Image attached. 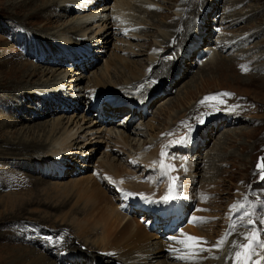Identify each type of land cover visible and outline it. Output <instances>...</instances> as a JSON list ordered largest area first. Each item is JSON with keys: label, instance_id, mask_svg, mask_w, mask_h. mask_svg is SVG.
<instances>
[{"label": "rangeland", "instance_id": "rangeland-1", "mask_svg": "<svg viewBox=\"0 0 264 264\" xmlns=\"http://www.w3.org/2000/svg\"><path fill=\"white\" fill-rule=\"evenodd\" d=\"M154 1L159 4L156 10L146 11L137 2L130 4L128 21L141 22L145 29L137 33L140 39L129 45L138 54L127 59L124 40L115 25L103 28L105 40L100 34L90 36L89 31L85 38L79 37L75 21L92 11L86 4L77 5L72 0H0L1 255L24 249L33 259L43 256L44 264H123L121 256L128 249L130 256L142 263L145 260L138 254L158 246L165 249V254L175 249L182 255H192L214 248L220 255L226 249L225 242L220 248L214 245L222 237L226 241L232 227L242 223L248 233L255 228L264 242V180L257 168L258 163H264V0ZM106 4L111 2L97 0V5L91 6L99 10ZM233 21L236 22L231 24ZM225 38L245 41L221 52L218 41ZM149 53L155 54L154 60L147 56ZM219 54L232 61L207 63L208 58ZM129 59L136 62L133 67L138 70L151 72L150 85L141 98L143 107L147 105L139 111L116 105L134 103L133 99L115 94L126 85L125 77L132 67ZM65 70V86L52 90L53 78ZM79 74L84 77L77 86L83 99L77 97L81 92L70 94L69 88L70 78ZM235 75L242 76L245 82H230ZM95 79L119 86L116 90L93 92V99L106 95L104 103L114 114L109 112L106 117H112V122L108 120L100 128L105 133L108 127L122 124L119 127L129 141L132 139V148L120 140V153L116 152L101 133L87 132L85 140L70 154L60 156L58 162V154H49L46 131L59 121L64 127L69 116L98 120L94 116L97 111L78 108L84 107L88 99L87 86L92 83L96 89ZM224 92L233 94L220 98L224 104L213 100L205 105L214 103L225 111H210L205 116L199 102L205 96ZM141 104L135 102L132 106ZM85 106L90 109V103ZM234 112L241 121L225 125L226 117L235 116ZM128 114L133 119L124 123ZM217 119L222 124L210 134ZM185 124L191 126L177 133ZM227 129L230 136L225 138L222 133ZM181 133L189 134L187 145L166 148L168 135L178 137ZM161 139L165 142L156 158H133L137 150H149L153 140ZM160 160L167 166L173 163L170 168L161 167ZM105 161L117 172L114 176L103 167ZM133 162L138 167L132 168ZM191 162H197V170L192 169L194 177L187 175V164ZM148 174L152 175L150 179ZM157 174L161 180L156 190L146 187ZM173 178L178 180L179 189L176 188V198L165 203L161 197ZM116 185L118 188L113 187ZM129 191L149 195L143 200L151 209L142 214V219L119 209L124 207L125 196L123 205L118 206L119 197L113 192L120 196ZM180 203L186 214L182 224L178 216L183 214ZM163 215L171 219L168 226L172 230L166 232L170 233L166 237L146 226ZM193 217L202 219L187 223ZM83 219L96 223L94 231L78 235L72 220ZM249 220L254 223L249 224ZM182 233L204 238L206 243L200 244L203 251L186 249L170 239H186ZM247 243L244 237L239 244ZM253 249L249 264H264V248L254 243ZM151 257L153 254L148 264ZM230 262L235 264V253Z\"/></svg>", "mask_w": 264, "mask_h": 264}, {"label": "bare ground", "instance_id": "bare-ground-1", "mask_svg": "<svg viewBox=\"0 0 264 264\" xmlns=\"http://www.w3.org/2000/svg\"><path fill=\"white\" fill-rule=\"evenodd\" d=\"M72 1L75 2V4H77V5L86 4V8L88 10H92L86 14L79 16L75 21L76 27H77L79 33H81V36L79 35V37L85 38V36H87L86 33H88V31H89L90 36H92L94 34H100V37L104 36L103 39L105 40V39H107V35L104 34L105 32L102 33L103 28H106L109 25H115L118 27V34L121 36L120 38H122L124 40V43H125L124 47L125 48L123 51L127 52V54L125 53V56H126L125 58H127V59L138 54V53H136L138 51L135 52V51L131 50L130 49L131 46H129V45H130V43H132L131 42L132 40L140 39V37L137 36V33L145 29L144 24H141V22L140 23H130L128 21L129 13L131 12V5H130L131 2L139 3L146 11L149 9L156 10L159 6V4L156 3L154 0H109V2H111V5L108 6L106 4L103 6V8H101L99 10H93V6H91V4L93 3V4L97 5V0H72ZM96 22H99V23L96 24ZM228 22H230V21H228ZM235 22L236 21H233L231 24H234ZM62 38H65V37L62 36ZM103 39H102V41H104ZM239 40L240 39H237L236 41L233 42V39H230V40H227L226 38L221 39L220 41H218L219 51L223 52V51H227V50H232V48H234L238 42L241 43L244 39L241 41H239ZM170 41H173V38ZM155 43H158V41H156ZM169 44H170V42H169ZM160 47H162V45ZM206 49L209 51L211 50L208 48H203V50H206ZM147 56L150 59L152 58L153 60L155 58V54H152V53H149V55H147ZM236 57H239V56H236ZM127 59H125V60H127ZM158 59H160V58H158ZM128 61H129L128 63H132V67L129 65L131 67V69H129V73H128L129 76L125 77L124 83H126V85L120 86L122 89H120V92H117L115 94L123 95L124 99H129V100L134 99V97L138 94H139V97L142 98L143 93L146 91V89L148 87V84L150 85L149 80L151 77V72L150 71L143 72L142 70H138V67H133V64H136V62L134 63L130 59ZM216 61L217 62L218 61L230 62L232 60L223 58L219 54L218 57H215L214 55H212L210 58H208L207 63L211 64V63L215 62V64H216ZM215 64H211V65H215ZM216 68H217V66H216ZM214 71H215V69H214ZM75 73L76 72H74V74ZM67 74H68V71L65 70L63 72H60L58 76L53 78V80H52L53 82L50 85L51 89L58 91L63 86H65V85H62V81L65 79H68L66 77ZM83 78L84 77L79 74L78 76L73 75L69 80V88L71 87L70 88L71 89L70 94H73V93L79 94V92H81V95L77 96L79 99L84 98V94L81 91V88L77 87L78 84L81 82V80H83ZM242 79H243L242 76L237 77V75H235L231 79L230 82L239 85V84H242L245 82V80H242ZM103 80L105 82L104 77H103ZM111 80H113V79H111ZM104 82H101V81L95 79L94 80L95 87H96L95 90H93V86H91L92 83H91V85L87 86L88 87L87 88L88 94L85 98L89 99V101H90L89 103H91L92 101H99L101 99V98L93 99V97H94L93 92H96V90L99 89L98 91H100V90H107V89H114V88L116 90L119 87V86H114L115 84L113 85V83H112V85H110V84H105ZM137 98L138 97H135V99H137ZM211 101L213 102V100H211ZM68 103H70V101H68ZM72 103H75V102H72ZM72 103H71V105H72ZM130 103H131L130 106L135 104V103H132V101H130ZM219 104H220V102H219ZM104 107H105V111L103 109ZM202 107L204 108L205 116H206V113H208L210 111H213V112L214 111H225V109H220L216 105L214 106V103H213V105L203 104L200 108H202ZM227 108H229V107H227ZM109 109H110L109 106L106 107V104L104 103L102 105V112L104 115H102V113H99V115L97 116L98 120L95 119L94 116H93L94 117L93 120L91 118L87 119L86 116L83 117L81 115L78 117L77 116H71V117L69 116L66 118L67 121H66L64 127H63L62 122H60V121L57 124L52 125L51 128L46 131L47 134H45V140H47L46 146L48 147V149H50L49 154H52V155L58 154V156H55V160H57L59 162L60 156H62L64 153L66 154V152H69V154H70L71 150L76 149V146L78 145V143L85 140V134L87 132H90V134H92V135L101 133V135L103 136V139L107 140L108 142H111L113 147L115 146L114 149L115 150L117 149L116 152H119L117 146L121 145L119 143L121 141L125 146L129 144L130 147L132 148V144H131L132 142H130V141H132V139L129 141V136H127L126 134L124 135V131H122L121 128L119 127L122 124L117 123L118 124L117 126H116V124H114L111 127H108L107 132H105V133H104V128L103 129L100 128L108 120H109V122H112V117H111V119L107 118V117H109V112L111 113V116L114 115L113 112L109 111ZM129 110H130V107H129ZM234 113H235V116L228 115L226 117L225 125H233L234 123H236V122L238 123L239 121H241V117H239V114H236V112H234ZM231 115H233V114H231ZM127 116L124 119H126ZM102 117H103V119H102ZM218 120H220V119H217L213 123V125L211 126L210 134H212L214 130L215 131L218 130V128L222 124L221 121H218ZM190 126H191L190 124L189 125L185 124L184 128H182V126H181L179 128V130L177 131V133L183 132L184 130H187V128ZM228 132H230L229 129H227L226 131H224L222 133L223 136H225V138L226 137L228 138V136H230V133H228ZM113 133L115 135H112ZM149 135H151V134H149ZM183 136H184V133L179 134L178 137L176 136V134H174V136L168 135V138L165 140L166 143L168 144L166 146V148L171 150V148H173L174 146H180L182 143H180L178 141ZM100 137L101 136L98 135L97 138H100ZM153 141H154V143L151 144L149 150H142V151L137 150L136 154L133 155V158L137 157V161L138 160L148 161V160L156 158L159 154V149L161 148L163 142H165V141L163 139H161L160 141L156 140V142H155V140H153ZM183 143H184L183 145H187L186 141H184ZM164 145H165V143H164ZM113 147H110V148L113 149ZM179 160H181V159H179ZM134 163L135 162L131 163L132 168L134 165H136V167H138V164H134ZM160 163L167 165V163H165L163 160H160ZM172 163L173 162H169V165H172ZM180 163H181V161H180ZM169 165H168V168H170ZM174 165H176L178 168L183 166L181 164H174ZM187 166H189V169L187 170V175L190 177H194V175H196V174H192V169L195 168V170H197V168H196L197 162L196 163L191 162V164H187ZM103 167L106 168L107 170H109L110 172H112L113 176L117 173L112 168V166L110 164L106 163V161H105V164L103 165ZM131 173H133V171ZM159 175H162V173H160ZM148 176L150 179V177L152 175L148 174ZM160 180H161V178H160V176L158 177V174H157V177L155 176V178L153 180H150L146 187H153V189L156 190V186L160 182ZM117 181L120 184H122V182L120 180H117ZM140 181L143 182L141 179H140ZM181 181H179V182H181ZM113 187L118 188V185L113 186ZM125 189H128V188H125ZM134 193H140V192H134ZM145 195L149 197L148 194H145ZM159 201H161V200L159 199ZM63 220L64 219H62L61 221H63ZM73 222L77 224V228L75 231H76V233H78V235L79 234L86 235V233H88V234L92 233V231H94V226L96 224V223L90 224L87 222V220L85 221L84 219L82 221H78V222L75 220H72V223ZM61 224H62V222H61ZM61 228H63V227L60 226V229ZM247 233H248V229L244 223L237 224L234 226V228L232 227V229L228 232V237L225 241L226 249L220 255H219V252L214 248H212V251H204L203 253L197 252V253H194L192 255H182L181 253H178L175 251H171V252H169V254H165L164 253L165 249L163 247L160 248L158 246V249H157V247H154L151 249V251L146 252L147 251L146 250V251H142L141 254H138V255H142L143 258H141V259L145 260L142 263L139 262V260L136 258V256H132V255L130 256L129 253H131V252L129 251V249H128V251L126 250L127 252H123L124 254L121 256L122 257L121 261L123 262V264H143V263L148 264L149 261L147 259H149L148 257L150 254H153V257H151L153 260L151 261L150 264H166L167 261L169 264H229L232 255L236 251H239V249H237L238 248L237 245H239V243L242 241V239L245 237V234H247ZM64 234L67 235L66 232H64ZM85 242L87 245H88V243H90V242H87V239ZM132 246H135V244ZM177 246H178V244H176V247ZM180 257H185V258L181 259ZM154 258H156V259H154ZM82 259H80V261H82ZM0 261L1 262L6 261L4 264H44L45 258L43 256H36V258L33 259V258H31V254L28 251H26L24 249H16V250L10 251V254L9 253H4L3 255L0 254Z\"/></svg>", "mask_w": 264, "mask_h": 264}, {"label": "snow or ice", "instance_id": "snow-or-ice-1", "mask_svg": "<svg viewBox=\"0 0 264 264\" xmlns=\"http://www.w3.org/2000/svg\"><path fill=\"white\" fill-rule=\"evenodd\" d=\"M247 71V69H244ZM233 95L232 93L224 92V93H217L214 96H205L199 103L200 104H205L211 100H219L220 103H223L224 101L220 99L223 96H230ZM201 123L203 120L200 121ZM191 129L189 128V131ZM188 133L185 134V136L181 137L178 142L183 143L185 140L188 139ZM161 155H164V152H161ZM161 167H168L167 165H164L163 163L161 164ZM257 168L260 169V178L264 180V163H258ZM175 179L173 178V183L169 185L166 194L161 197V200L167 203L170 200H173L176 198L175 196V191H176V184H175ZM128 195H132L131 193H128ZM142 198L147 199V197H144V195L141 193L139 194ZM234 207V206H233ZM198 219L202 218H196L193 217L190 222L195 223ZM249 224H253L254 222L249 220ZM234 228V226H233ZM182 236H185L186 239H178L177 237H171L170 239L177 241L180 244H183L186 249H194V248H199L200 251H203V248L200 247L201 242L206 243L204 241V238L202 237H195L191 235H187L182 233ZM227 235V233L225 234ZM246 239L248 240L247 244H239L237 245L238 248L242 249V251H236L235 252V264H249V261L251 259L252 253L254 252L253 249V244H258L260 247L264 248V242L260 241L259 239V233L258 231L253 228L250 233L245 234ZM225 242L224 238H220L217 243L214 245L216 248H220L222 244ZM172 251H175V249H172ZM181 259L185 257H180ZM256 264H260V261H257Z\"/></svg>", "mask_w": 264, "mask_h": 264}]
</instances>
